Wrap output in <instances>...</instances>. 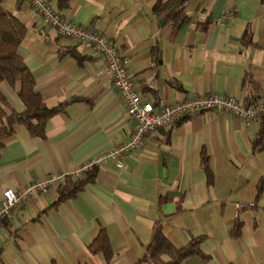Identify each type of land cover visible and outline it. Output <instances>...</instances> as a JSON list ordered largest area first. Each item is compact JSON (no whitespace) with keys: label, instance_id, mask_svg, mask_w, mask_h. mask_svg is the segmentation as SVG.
Returning <instances> with one entry per match:
<instances>
[{"label":"crops","instance_id":"obj_1","mask_svg":"<svg viewBox=\"0 0 264 264\" xmlns=\"http://www.w3.org/2000/svg\"><path fill=\"white\" fill-rule=\"evenodd\" d=\"M154 1L49 0L111 39L136 90L155 107L209 92L244 102L248 74L264 99L259 0H189L187 21L177 27L152 11ZM3 5L27 27L18 51L44 103L64 105L47 121L43 137L15 124L3 140L0 198L6 188L21 189L53 174L60 180L32 192L2 218L0 264H135L156 224L177 248L201 238L202 255L183 264L264 263V149L253 148L264 118L247 125L228 113L192 114L150 132L122 167L111 159L83 170L92 157L126 140L135 121L89 44L57 35L23 0ZM225 12L231 15L223 18ZM245 31L250 43L242 38ZM17 90L18 84L1 82L6 112L24 109ZM90 173L80 190L59 200L65 177L83 180ZM236 216L242 227L233 236ZM101 230L112 252L109 263L89 248Z\"/></svg>","mask_w":264,"mask_h":264},{"label":"built area","instance_id":"obj_2","mask_svg":"<svg viewBox=\"0 0 264 264\" xmlns=\"http://www.w3.org/2000/svg\"><path fill=\"white\" fill-rule=\"evenodd\" d=\"M23 1L28 3L40 17L41 22L52 28L57 35L75 43L91 46L93 51L102 58V70L110 76L114 88L124 102L127 115L135 121L131 134L126 140L92 157L83 170L103 165L111 159L122 167L125 156L139 149L150 132L163 127H172L192 114L204 111L228 113L242 119L247 125L264 118V99L258 100L253 105H246L238 98L215 92L196 94L155 107L136 90L122 56L108 36L97 33L89 26L76 23L60 13L49 0ZM230 15L231 12H225L223 18ZM79 173L80 170L76 172V175ZM56 180L60 178L53 174L46 179L31 182L21 189H4L0 198V223L6 214L29 194L34 191L45 192Z\"/></svg>","mask_w":264,"mask_h":264},{"label":"trees","instance_id":"obj_3","mask_svg":"<svg viewBox=\"0 0 264 264\" xmlns=\"http://www.w3.org/2000/svg\"><path fill=\"white\" fill-rule=\"evenodd\" d=\"M188 1L155 0L151 9L158 16L170 17L172 25L177 27L187 21V16L183 14V11ZM259 1L264 5V0ZM26 32V25L12 11L5 8L3 0H0V84L4 81L11 85L18 84L17 94L24 106L21 111L10 109L9 112H6L5 107L8 108L7 101L0 91V149L3 140L12 133L15 124L23 125L33 136L43 137L47 121L60 111L64 105V103H61L55 107L47 106L41 94L37 91L34 78L18 51ZM242 38L247 43L251 42L247 31L244 32ZM69 53L78 61L82 60L81 55L75 50L71 49ZM242 86L247 90L244 98L246 105H253L258 100L263 99L262 96L257 94L258 85L251 75L248 74L243 79ZM253 148L256 151L264 149V130L258 132ZM202 163L208 182H211L212 174L207 166V157L204 153L202 154ZM92 178V173L88 174L83 180H73L70 177H65L64 182L59 186V200L72 196ZM241 227L242 220L239 216H236L229 229L230 234L238 236ZM200 242V237L193 238L185 246L177 248L165 237L160 225L156 224L153 228L151 240L146 246L144 256L135 264H183V261L188 257L202 255L199 247ZM89 248L93 253L101 252L109 263L112 252L104 230H101V233L90 244ZM164 256H167L168 259L164 260Z\"/></svg>","mask_w":264,"mask_h":264}]
</instances>
